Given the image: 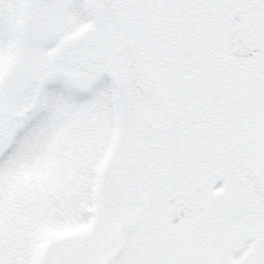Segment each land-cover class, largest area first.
<instances>
[{
    "label": "snow or ice",
    "instance_id": "6c2138e0",
    "mask_svg": "<svg viewBox=\"0 0 264 264\" xmlns=\"http://www.w3.org/2000/svg\"><path fill=\"white\" fill-rule=\"evenodd\" d=\"M0 264H264V0H0Z\"/></svg>",
    "mask_w": 264,
    "mask_h": 264
}]
</instances>
